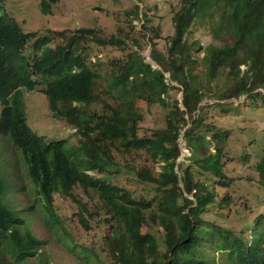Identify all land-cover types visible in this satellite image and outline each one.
<instances>
[{
  "label": "trees",
  "instance_id": "16d2710c",
  "mask_svg": "<svg viewBox=\"0 0 264 264\" xmlns=\"http://www.w3.org/2000/svg\"><path fill=\"white\" fill-rule=\"evenodd\" d=\"M58 1H42V13ZM2 12L0 0V136L19 149L46 217L60 224L56 196L69 198L76 228L89 233L95 224L101 264H264V236L253 229L243 237L245 197L225 172L231 158L223 149L238 126L206 117L214 109L240 120V104L264 90V0H179L164 54L143 15L137 33L148 36L157 69L138 51L100 61L97 50L123 51L130 34L102 38L80 28L40 37ZM202 33L212 40L206 46ZM221 79L224 91L215 94ZM39 85L51 117L73 128L75 141H45L28 126L24 95ZM142 102L166 109L162 127L144 125ZM179 138L189 155L178 163ZM256 167L263 188L264 156ZM6 189L0 168V264H49L30 208H9Z\"/></svg>",
  "mask_w": 264,
  "mask_h": 264
},
{
  "label": "rangeland",
  "instance_id": "374dc122",
  "mask_svg": "<svg viewBox=\"0 0 264 264\" xmlns=\"http://www.w3.org/2000/svg\"><path fill=\"white\" fill-rule=\"evenodd\" d=\"M42 1L2 0L4 12L1 14H6L11 18L22 32H37L36 36L40 37L51 35L52 32L48 30L57 33L73 32L80 28H94L102 38L114 36L122 39L125 34H130L131 39L126 41V45L122 47L123 51L111 46L97 50L100 61L107 63L110 58H121L129 51H138L144 62L150 63L154 69H157V66L150 58L151 47L147 43L148 36L144 34L139 36L137 33L143 24H146L143 21L146 20L143 15L148 19L147 26L158 28V34L162 39L155 40V42L157 50L164 54L166 50L164 38L174 33L173 10L176 12L179 9V0H59L50 6L49 14H43ZM171 6H173L172 10ZM131 27H135V31H132ZM51 39L52 43L55 42V37L51 36ZM200 39L205 46L212 42L210 37L205 36L204 33L200 35ZM134 40H138L137 45ZM225 41L228 44L232 43L227 39ZM91 57L94 61V54ZM102 84V81L98 83V88L103 89ZM223 85V79L217 82L218 89L215 94L224 91ZM39 88L43 86L39 85L36 87L37 90L26 92L24 95L27 123L32 132L45 141L60 139H66L68 142L75 141V130L65 121L51 117L46 97L38 90ZM257 91L262 92L248 99L246 105L240 104V109H237L242 115L240 120L232 119V116H220L214 109H211L206 116L212 120L215 117L214 123L222 128L228 129L231 123L238 126L234 137L223 149V154L231 158L226 162L225 167L226 174L233 178L231 187L245 197L246 205L239 211L242 213L243 225L248 223L250 225L256 215L264 212V187L262 188L258 183L260 178L256 169V164L264 156V90L258 89ZM174 94L170 92V95ZM175 95L176 98H181L180 93ZM206 102L207 100L202 101L201 105ZM213 102L215 100L210 99L208 104ZM139 106L146 127L160 128L164 125V117L167 113L164 107L158 104L145 105L143 102ZM250 140L253 141L248 145L247 142ZM180 147L181 150L186 151L185 155L188 156L182 139H180ZM243 152L249 153L251 156L249 161L240 160ZM185 155L181 152L180 162L184 160ZM0 168L7 181V189L3 196L4 203L15 211L30 208V216L27 214L28 224L35 236L45 241L43 251L49 257V264H101L97 257L104 258V254L100 242L97 239L94 242L93 227L95 224L93 221H91L92 229L89 233L81 227L76 228L73 216L77 208L73 206L69 198L64 199L58 195L55 200V212L60 216V224L46 217L42 209L41 197L35 192V186L29 177L27 165L19 149L2 136H0ZM156 170L159 171V168L156 167ZM62 225L68 233L59 229ZM249 225L246 226V230ZM30 262L39 264L37 259L30 260Z\"/></svg>",
  "mask_w": 264,
  "mask_h": 264
},
{
  "label": "clouds",
  "instance_id": "9594fccd",
  "mask_svg": "<svg viewBox=\"0 0 264 264\" xmlns=\"http://www.w3.org/2000/svg\"><path fill=\"white\" fill-rule=\"evenodd\" d=\"M44 1V0H43ZM167 76V75H166ZM179 102L181 103V98L179 99ZM183 142V141H182ZM184 143V142H183ZM180 146V145H179ZM181 148V147H180ZM181 152H182V150H181ZM186 152V151H185ZM185 157H186V155H185ZM184 157V158H185ZM178 163L180 162L179 161V159H178V161H177ZM263 214H264V212H262V213H260V214H258V215H256L254 218H253V220H252V222L250 223V225H249V227H248V229L243 233V237L245 238V239H247V238H249L250 236H251V232H252V230L253 229H255V231L257 232V233H261L263 236H264V217H263ZM241 215H242V213H241Z\"/></svg>",
  "mask_w": 264,
  "mask_h": 264
},
{
  "label": "water",
  "instance_id": "95a60500",
  "mask_svg": "<svg viewBox=\"0 0 264 264\" xmlns=\"http://www.w3.org/2000/svg\"><path fill=\"white\" fill-rule=\"evenodd\" d=\"M182 155H185V151L184 150H182ZM180 159V158H179Z\"/></svg>",
  "mask_w": 264,
  "mask_h": 264
}]
</instances>
